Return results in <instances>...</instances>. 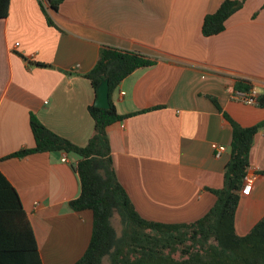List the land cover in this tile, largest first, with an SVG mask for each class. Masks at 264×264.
<instances>
[{"label": "crops", "instance_id": "1", "mask_svg": "<svg viewBox=\"0 0 264 264\" xmlns=\"http://www.w3.org/2000/svg\"><path fill=\"white\" fill-rule=\"evenodd\" d=\"M223 1L62 0L50 11L58 27L48 23L41 0L10 1L8 16L0 18V171L20 194L43 264H75L91 241L92 210L70 206L81 193L78 157L7 156L35 145L32 113L75 144L88 143L96 92L85 74L103 46L157 59L116 88L118 113H138L107 129L118 179L136 210L149 220L189 223L213 207L209 189L223 187L231 156L224 112L245 127L264 122V106L232 99L239 77L264 92V0H239L225 30L205 36V16ZM214 144L225 147L221 157ZM250 161L255 179L236 210L240 235L264 217V126Z\"/></svg>", "mask_w": 264, "mask_h": 264}, {"label": "trees", "instance_id": "2", "mask_svg": "<svg viewBox=\"0 0 264 264\" xmlns=\"http://www.w3.org/2000/svg\"><path fill=\"white\" fill-rule=\"evenodd\" d=\"M11 0H0V18L8 16ZM62 0H42L48 23L58 27L50 11H57ZM239 0H224L219 8L205 16V36L221 33L226 21L242 7ZM264 7V5H263ZM257 15V12L254 16ZM157 59L139 51L103 46L95 66L85 74L97 93L104 78L109 79L110 108L94 103L88 111L94 120V133L80 146L54 132L31 114L33 147L22 148L7 158L34 153L65 152L78 157L75 169L81 181L80 195L70 201L75 211L92 210L94 216L90 244L75 264H264V217L252 230L240 235L236 230V210L244 177L248 174L250 153L260 125L245 127L224 112L232 126L231 156L224 173V184L209 189L216 195L213 207L201 218L189 223H165L144 218L135 208L118 179L107 129L135 113L121 115L113 102V93L124 78L141 67L154 65ZM38 66H46L36 63ZM253 81L239 77L235 88L248 90ZM219 110L218 100L210 97ZM264 106V92L259 95ZM141 112V111H139ZM122 224L118 233L113 217ZM0 264H43L32 222L17 189L0 171Z\"/></svg>", "mask_w": 264, "mask_h": 264}, {"label": "built area", "instance_id": "3", "mask_svg": "<svg viewBox=\"0 0 264 264\" xmlns=\"http://www.w3.org/2000/svg\"><path fill=\"white\" fill-rule=\"evenodd\" d=\"M42 2L46 6H48L47 0H42ZM260 93H261V91H260L258 85L253 82L252 87L248 90L235 89L232 92V99H234L238 102L245 103V104H259ZM213 148L215 150L216 157H221L225 151V147L222 145L214 144ZM62 160L66 161V162L68 161L67 153H64ZM254 179H255V176L251 175V174H247L244 177V184H243V187L241 190V192L243 194H246V195L250 194V192L252 190L253 183H254Z\"/></svg>", "mask_w": 264, "mask_h": 264}, {"label": "water", "instance_id": "4", "mask_svg": "<svg viewBox=\"0 0 264 264\" xmlns=\"http://www.w3.org/2000/svg\"><path fill=\"white\" fill-rule=\"evenodd\" d=\"M241 1L238 2V5ZM94 104L100 108H110V85L109 79L104 78L97 87L96 99Z\"/></svg>", "mask_w": 264, "mask_h": 264}, {"label": "rangeland", "instance_id": "5", "mask_svg": "<svg viewBox=\"0 0 264 264\" xmlns=\"http://www.w3.org/2000/svg\"><path fill=\"white\" fill-rule=\"evenodd\" d=\"M261 127H263V125L260 126L259 129H260ZM112 221H113V224H114V226L116 227L118 233H120V232H121V228H122V224H121V222H120V218H119L118 214H115V215H114ZM104 263H105V264H108L107 258H105Z\"/></svg>", "mask_w": 264, "mask_h": 264}]
</instances>
